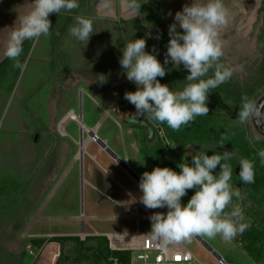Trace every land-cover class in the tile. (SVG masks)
Instances as JSON below:
<instances>
[{"label": "crops", "instance_id": "obj_1", "mask_svg": "<svg viewBox=\"0 0 264 264\" xmlns=\"http://www.w3.org/2000/svg\"><path fill=\"white\" fill-rule=\"evenodd\" d=\"M105 2H101V0H79L78 8L71 10V12L62 11L58 15L57 22L53 20V23V14L49 15L52 29L47 36H41L34 41H24L23 52L19 61L22 63L31 54V74L34 79H37L36 85L43 84L50 89L49 91L43 90L47 105L43 116L40 117L34 111L33 102L30 101L29 105L27 103L22 104L25 97L30 98L31 94L39 90V86L32 87L33 89L22 88L19 101L16 100L14 103L7 102L9 92L5 90L7 80L10 79L9 76L18 68L14 66V61L4 57L3 49L16 20L18 21L20 17L31 10L32 0H0V115L6 112L8 115L6 129L9 133H14V136H5L0 141V171L1 174L3 173L0 175V181L1 178H4L3 185H0V264H113L110 259L115 257L112 254L115 251L127 252L130 259V255L135 254L139 249L142 239L147 235L152 236L149 232L150 221L148 217L153 212L166 213L163 208L147 209L137 197L121 186L114 176L97 161L95 154H87L86 149L93 141L83 140L82 145L84 147H82L80 159L78 156L79 141L72 139L66 132L67 127L66 129L63 126L54 128L51 122L57 110L65 108L64 105H66V101H63L65 98H58L59 93L56 88L58 84H63L62 87L65 88L64 86L68 82L79 83L82 81L84 83L85 78H87V80L94 81L91 84L99 87L101 98H98L97 95V100L102 99V104L110 101V104L115 105L117 107L115 110L118 111L125 104L120 103L125 99L119 97V93L110 92L108 88L104 90L107 85L113 86L119 83L125 77L124 74L113 76L106 69L102 71L96 64L92 65V62L90 66L85 63V66L61 67L58 69L59 71H56L53 62L56 37L66 35L63 44L69 45V42L66 41L68 35L66 32L75 24L76 16L90 19L93 22L94 34L100 32L97 21L113 22L112 20H119L120 18L122 21L136 20L134 13L131 15V7L127 5L125 0H113L111 2L105 0ZM118 13H120L119 19L116 18ZM61 14L62 17H60ZM56 30L58 36H55ZM68 37L70 36L68 35ZM97 44L99 45L100 41H97ZM120 47L123 45L120 44ZM100 74L107 77L106 82L100 83L97 80ZM79 75H81V80L74 79ZM78 95L80 99L83 94ZM61 99L63 103H61ZM19 105L22 106L21 110L24 109L33 116V126L30 127L26 124L19 126L17 116ZM101 109H103V116L93 126L96 133L101 127L103 118L106 120V110L105 108ZM134 112L135 108L133 107ZM70 113L72 114V111ZM80 115L81 120H77L78 124L72 120H66V122L72 121L78 125L79 129L83 126L88 129L82 122V111ZM233 116L237 117V113L234 112ZM134 121L131 122L132 127L127 132L132 133V130L134 131L137 143L129 140V145L126 146L119 137L121 144H117V146L122 150L126 164L130 167V163H133L140 169L137 170L139 175L156 167V163L163 165L164 162L167 163L166 167L172 169L176 165V169L173 170L179 172L177 167L179 163L190 162L191 157L188 156V152L199 151V149L206 151L209 148H214L216 152H233V158L228 161L233 168L230 183L240 193L238 199L242 205L245 221L249 225L241 233L242 243L239 251L242 254H239L247 255L250 258H252L251 255H256V263L264 264V217L260 212L264 204V163H261L260 158L256 155L258 144L264 148V139L255 140L254 144L249 142L244 144L242 143L244 141L240 139L230 138L224 141L221 146L220 142L214 145L208 139L190 142V140L185 141L179 136L180 139L174 145V149L168 151L166 150L168 147L162 141V134L159 133V130L162 132V123L149 120L146 117ZM110 122L117 133L121 131L120 124L115 119L110 120ZM238 124L241 125L239 122ZM116 126L119 127V130ZM176 132H181V128ZM56 135L60 136L58 142H62L65 147L67 146V149L71 141L78 145L77 153L68 162H66L67 156H64L62 161L61 156L56 155L55 151L60 145L56 144ZM117 140L118 137H116ZM103 141L106 142V140ZM140 144L148 151L147 153L144 150L142 155L147 165L145 161L140 160L139 153L143 149L139 147ZM189 144H193L192 149L187 148ZM155 145L160 147L159 156L150 154ZM235 150L244 153L241 157L247 156V159L253 161V183L244 185L240 182L238 161L241 157ZM49 151L51 152L50 155ZM66 153L71 154V148L66 150ZM84 156L88 157L85 166L83 165ZM59 159H61L60 164L63 166L60 169L63 170H60V176L56 179L55 164ZM235 161L236 166H234ZM78 164L80 186L82 177V186L83 188L87 186L89 193L83 207L75 209L74 206L72 207L71 188L60 190L71 177L74 169H77ZM46 169L50 172V174L48 172L49 180L54 181L55 184L44 197L41 194L40 177L45 175ZM214 171L218 172L219 166ZM9 182H11L12 191L8 190ZM193 192L194 189L187 190V195L184 196L185 199L181 198V203H186ZM80 197L82 199L83 193ZM52 205H54V210H51ZM124 206L129 209L127 212L123 210ZM225 211L230 210L225 209ZM217 238L221 237L217 235L210 239L217 241ZM172 243L184 248L180 242ZM118 264H129V260H118ZM223 264L227 263L224 261Z\"/></svg>", "mask_w": 264, "mask_h": 264}, {"label": "clouds", "instance_id": "obj_2", "mask_svg": "<svg viewBox=\"0 0 264 264\" xmlns=\"http://www.w3.org/2000/svg\"><path fill=\"white\" fill-rule=\"evenodd\" d=\"M125 2L129 7L140 9L141 4H137V0ZM78 6L79 0H32L31 10L16 20L8 35L4 57L14 61V66L24 71L25 64L19 61L24 41L48 35L50 14L71 12ZM227 23L228 11L224 0H190L175 13L173 22L168 26L169 40L163 64L157 59L155 51H145V38H134L124 44L119 65L126 79L136 86L135 91L124 93V99L135 108L133 114L125 116L131 120L146 116L178 131L181 126H189L196 117L208 115L209 94L237 70L218 62L223 54L220 31ZM68 31L71 37L85 46L95 33L93 22L82 16L75 17V24ZM156 38L159 39V34ZM169 62L175 67L182 65L187 70L184 79L188 83L180 91H173L157 79L165 76L164 65ZM210 69L213 70L212 76L205 79ZM106 79L104 74L97 77L100 83L106 82ZM258 114L254 102L242 96L236 120L244 124ZM93 133L96 131L93 130ZM259 139V136L253 137L249 143ZM210 149L188 152L190 162L179 163V172L157 166L141 174L139 202L147 209H167L166 213L153 212L148 217L153 239L167 244L187 242L194 236L214 238L219 235L224 241H230L248 228L239 205H232L230 211H225L234 197H240L239 191L230 183L233 168L228 161L234 154L232 151L213 150L212 155H207ZM257 156L264 163V149L258 150ZM238 165L240 182L244 185L253 183V161L241 157ZM217 166L219 171L215 172ZM192 189L193 194L182 204L181 198Z\"/></svg>", "mask_w": 264, "mask_h": 264}, {"label": "rangeland", "instance_id": "obj_3", "mask_svg": "<svg viewBox=\"0 0 264 264\" xmlns=\"http://www.w3.org/2000/svg\"><path fill=\"white\" fill-rule=\"evenodd\" d=\"M111 1L113 0H107V2ZM101 2H105V0H101ZM187 3H190V0H137V4H141L140 9L131 7V15H133L134 13V19L136 20L130 19L122 21L121 18H118V16L120 15V13H118L116 14V18H118L119 20H112L113 22L107 20L97 21L98 26L100 27V32L94 35L92 34L86 46L84 43L77 41L74 37H71L68 31L66 32V34L68 33L70 37H68L67 35L66 41L69 42L70 46L63 44L64 37L66 35L63 34L59 37L57 35V29L55 32V36L58 37H56L55 40L56 45L54 49L55 54L53 61L54 67H56L55 70L59 71L58 69L61 67L74 68L77 65L85 66V63L90 66L92 62V65L96 64L102 71L106 69L113 76L122 75L123 73L119 65V58L122 55L121 49L123 47H120V44L124 45L134 38H145V51H155L157 59L163 64L166 53V45L169 40L168 26L173 22L175 13L181 10L182 6ZM104 4L106 5V2ZM224 6L228 11V23L220 31L219 38L222 42L223 53L221 57L224 59L223 63L226 66L237 69L233 72L232 76L236 79V82L241 83L244 76L254 70L261 59V53L256 42L263 16L261 0H224ZM58 15L59 14H53L52 22L53 20L54 22L58 21ZM60 17H62V14L60 15ZM129 33L131 34L129 35ZM157 34H159V39L156 38ZM97 41H100L99 45L97 44ZM22 63L25 64L24 71H20V69H17L16 71L14 70V72L9 76L10 79L7 80L5 88V90H8L9 92V99L7 102L10 101L14 103L16 102V100L19 101V94L22 88L30 89L32 87L34 88L36 86H39V90L31 94L32 96L30 98L25 97L22 104L27 103V105H29L30 101L33 102L35 108L34 111L37 112L40 117H42L47 105V99L44 97L46 95L43 90L45 89V91H49L50 89L49 87H46V85L43 86V84L36 85L37 79H34L33 75L31 74V54ZM164 66L166 68L165 76L163 78L157 77V79L160 81V83L167 84L173 91L182 90L185 84L188 82L184 79L188 74L187 70H185L182 65L179 67H175L171 62ZM209 74L210 70L204 78H208ZM80 76L81 75H79L78 77H74V79L77 78L81 80ZM90 81L91 80H87V78H85L84 83L82 81L79 83L75 81L74 83L68 82L64 86L65 88L62 87L63 84H58L56 87L57 92L59 93L58 98H65L63 99V101H66V105L64 106L68 109V113L72 111L75 116H78V110L80 113L82 111V122L89 128H93V126L96 124V121L101 118L103 114V109L101 108H105L106 111L109 109L112 115H114V119L116 120V122L120 124V135L116 133L115 129L113 128L109 116H106L105 122H102L101 127L97 133L99 138L106 140L107 145L112 150H114V152L119 157L124 158L122 150L119 146H117V144L119 145L121 144V141H123L124 144L128 146L129 140L130 142L132 140V142L137 143V137H135L134 132L132 131L133 134L127 132V130L132 127L131 122L135 121L125 116V114L133 113L134 106L127 100H125L120 102L125 104L122 106V108L120 107L119 112H117V110L113 111V109H117V107L113 104H110V101L102 104V99L97 100V95L98 98H101V93L98 89L99 87H95V84H91V82L94 81ZM107 88L110 92H114L116 94L119 93V97H124V92L126 91L136 90V86L134 85V83L128 81L126 77H124L122 80H120L119 83H116L113 86L107 85L104 90ZM81 93L83 95L79 99L78 94ZM65 94L67 95L66 97ZM218 98L220 100H218L217 96L212 94V92L209 94L207 101V107L209 109L208 115L196 117L189 126H181V139L185 141L190 140V142H193L195 140H202L198 138L197 135L205 136L206 131L208 134V138H205V140L208 139L210 143H213L214 145L218 142H220V145H223V142L229 140L230 138L240 139L241 141H244L242 142L244 144H246V142H249V139L256 136H259L262 140L264 139V130L256 125L258 115L250 117L244 123L245 125H239L236 117L233 116L234 112H238L235 108L236 104H234L230 100L223 99L222 95H220ZM62 99L61 103H63ZM262 100H264V88L257 90L255 97L251 101L254 102L257 108ZM21 109L22 106L19 105V110L17 113L19 126L21 124L22 126L23 124L29 125L30 127L33 126V116L26 110ZM260 119L262 122H264L263 113ZM7 122L8 115L6 114V112H3L0 115V141H2L5 136H14V133L12 134L7 131ZM116 128L119 130V127L116 126ZM66 132L72 137V139H79L78 125L74 122L69 121ZM174 132L175 131L169 128L166 124L162 126V132L159 130V133L162 134V141L168 147L166 149L168 151L174 149L175 147L172 138ZM203 132L205 135L203 134ZM83 136L85 137V133ZM116 137H118L117 141ZM119 137L122 139L121 141L119 140ZM58 138H60V136L56 135V144H60L58 148L56 147V155H58L59 157L61 156L62 161L64 159V156H67L66 162H68L74 156V154L77 153L76 149L78 148V145H76L72 141H69L70 144L68 142L69 145L67 149V146L65 147L62 142H58ZM61 139L63 138L61 137ZM254 143L255 140H253L251 144ZM47 144L46 146H48ZM139 147L143 148L141 144ZM69 148H71V154L66 153V150H69ZM262 148L263 147L260 144L257 145V151ZM97 149L98 145L94 142H90V145L86 149V152L90 155L95 154V156H97V161L110 174L114 176L117 182H119L121 186L126 188L127 191L132 193L139 200L141 192L138 188V185L133 181L132 178H130L128 175H125L123 170L118 167L112 160L103 157V155L98 153ZM144 150L146 149L143 148L139 153L140 160L142 162L145 161V158L142 156ZM213 150L214 148L208 150L206 154L212 155ZM235 152L238 153L240 157L244 155V153L240 150H235ZM150 154L159 156L160 147L158 145H155V147L150 151ZM243 158H247V156H243ZM61 159H59V161L55 164V169L57 171L56 179H58V177L60 176V170H63L60 169V167L62 166L60 164ZM234 159H236V157H234ZM151 160H153V158H151ZM87 161L88 157L84 156V166ZM257 162H259V160H257ZM164 163L165 164L163 165H160V163H156L155 166L166 167L167 163ZM234 163V166H236V161ZM130 165L131 166L129 168L140 178L141 175L137 174V170L139 171L140 169L133 163H130ZM149 166L152 167L151 165ZM173 169H176V165H174ZM151 170L152 168H150V171ZM44 172L45 175H41L40 177V188L41 194L45 197L48 190H50L55 183L54 181H50L48 178L49 170L46 169ZM0 175H3V173L1 174V171ZM79 177L80 169L78 164L77 169H74L71 177H69V179L64 183L60 190H68V187L71 188L73 201L72 207L74 206L75 209L77 207L79 209L83 207L85 201H87L89 193V189L87 188V186H84V188L82 186L81 188ZM1 179L2 180L0 181V185H3L4 178ZM12 189L13 188L11 187V182H9L8 190L12 191ZM82 193L83 197L81 199L80 195ZM182 198L185 199L184 197ZM130 202L132 201L130 200ZM232 205H239L240 207L242 206L241 202L236 197L233 198L231 205H229L226 209L231 210ZM51 210H54V205L51 206ZM123 210L127 212L129 209L124 206ZM260 212L264 217V204L262 206V209H260ZM89 232L91 231L89 230ZM240 236L241 233L237 234L230 241H223V239L221 238H217L216 241L210 239L207 236H203L202 238L224 259L227 264H257L254 259L248 257L247 255L239 254L241 253L239 249L242 243V239ZM180 243L195 257L199 264H218L217 259H215V257L212 256L211 253H209L207 249H205L193 237L190 239V241H181Z\"/></svg>", "mask_w": 264, "mask_h": 264}, {"label": "trees", "instance_id": "obj_4", "mask_svg": "<svg viewBox=\"0 0 264 264\" xmlns=\"http://www.w3.org/2000/svg\"><path fill=\"white\" fill-rule=\"evenodd\" d=\"M261 7H262L263 16H262L261 26H260L259 33L257 35V40H256L257 46L261 53V59L258 65L255 67L254 70H252L246 76H244L241 83L236 82V79L232 76L229 80L219 85L216 89L212 90V94L217 96L218 100H220L218 97L222 95L223 99L230 100L231 102L236 104L235 108L237 109V111L240 107L242 96H247L249 100H252L255 97L257 90L264 88V0H261ZM223 60L224 59L220 57L218 62L224 64ZM212 71L213 70L210 69V74L208 77L212 76ZM164 125L165 123H162V126ZM180 134L182 133L181 132L177 133L176 131L174 132L172 136L173 144L178 143V140L180 139L179 138ZM207 136H208L207 131H206L205 136L197 135V137L200 139L208 138ZM112 254L119 261L129 260V255L127 252L115 251ZM251 257L255 261L257 260L256 255H251Z\"/></svg>", "mask_w": 264, "mask_h": 264}, {"label": "built area", "instance_id": "obj_5", "mask_svg": "<svg viewBox=\"0 0 264 264\" xmlns=\"http://www.w3.org/2000/svg\"><path fill=\"white\" fill-rule=\"evenodd\" d=\"M96 133L94 134V136ZM95 141V137L91 138ZM31 252V251H30ZM113 264H118L116 257H111ZM223 264L224 259L217 260ZM131 264H199L195 257L185 248L169 242L164 244L162 240L153 239L147 235L142 239V243L133 255H130Z\"/></svg>", "mask_w": 264, "mask_h": 264}, {"label": "water", "instance_id": "obj_6", "mask_svg": "<svg viewBox=\"0 0 264 264\" xmlns=\"http://www.w3.org/2000/svg\"><path fill=\"white\" fill-rule=\"evenodd\" d=\"M256 110L258 111V117L256 120V125L260 128H262V130H264V122L261 121L260 117L262 116V113L264 114V100H262V102L258 105V107L256 108ZM78 120H81V115H78ZM80 131V136H79V150H78V156L81 159L82 156V142H83V138H82V128L79 129ZM88 136L89 137H94V133L92 129H89L88 132ZM96 144L99 146L100 149H102L105 153H107L109 155V157L121 168L123 169V171L130 177L132 178L137 184L139 182V177L129 168V166L126 164V162L124 160H122L120 157H118L115 153H113L112 151H110L105 143L101 140H96ZM81 188H82V177H81ZM165 211H167L166 208H163ZM196 241H198L205 249H207V251L209 253H211L212 256L215 257V259L220 260L222 257L211 247L207 244V242L201 237V236H194L193 237Z\"/></svg>", "mask_w": 264, "mask_h": 264}, {"label": "flooded vegetation", "instance_id": "obj_7", "mask_svg": "<svg viewBox=\"0 0 264 264\" xmlns=\"http://www.w3.org/2000/svg\"><path fill=\"white\" fill-rule=\"evenodd\" d=\"M113 111H115V109H113ZM117 112H119L118 110H117ZM106 116H109V118H110V120H114V115H112V113H111V111L108 109V111H106ZM110 113V114H109ZM69 113H68V109L65 107V108H63V109H59V110H57V112L55 113V115L53 116V118L51 119V122L53 123V126H54V128H59L60 126H63V127H65V129H66V127H67V125L69 124L68 122H66V116L68 115ZM80 114V112H79V110H78V114L77 115H79ZM102 116H103V114H102ZM101 116V117H102ZM100 119V118H99ZM104 120L103 121H105V118H103ZM109 120V119H108ZM41 125L43 126V124L41 123ZM113 126V125H112ZM89 129H91V127L89 128L88 127V129L87 130H82L81 131V134H82V138H83V140L84 139H89V141H90V137L88 136V132H89ZM92 130H95L96 131V129L95 128H93ZM133 131V130H132ZM78 132H79V127H78ZM134 132V131H133ZM133 132H132V134H133ZM84 133H85V137L83 136L84 135ZM117 133V132H116ZM119 133V132H118ZM79 136H80V132H79ZM96 140H101V141H103L102 139H100L99 138V136H98V133H96V135H95V141H93L94 143H96ZM77 141H79V139L77 140ZM104 142V141H103ZM105 143V145H106V147L110 150V151H112L113 153H115L114 152V150H112L108 145H107V143L106 142H104ZM83 147V146H82ZM97 152L98 153H100L101 155H103V157H106V158H109L110 160H112L110 157H109V155L107 154V153H105L102 149H100L99 148V146H98V149H97ZM51 154V152L49 151V155ZM116 154V153H115ZM117 155V154H116ZM118 156V155H117ZM119 157V156H118ZM121 158V157H120ZM122 160H124L123 158H121ZM113 161V160H112ZM125 161V160H124ZM114 162V161H113ZM115 163V162H114ZM116 164V163H115ZM117 165V164H116ZM118 166V165H117ZM119 167V166H118ZM123 170V169H122ZM124 172V171H123ZM125 173V172H124ZM125 175H127L126 173H125Z\"/></svg>", "mask_w": 264, "mask_h": 264}, {"label": "bare ground", "instance_id": "obj_8", "mask_svg": "<svg viewBox=\"0 0 264 264\" xmlns=\"http://www.w3.org/2000/svg\"><path fill=\"white\" fill-rule=\"evenodd\" d=\"M66 120H72V121H74V122H76L77 124L79 123L78 121H77V117L72 113H70V114H68L67 116H66ZM82 124V123H81ZM82 126V125H81ZM63 128V127H62ZM82 130H85V128H84V126H83V128H82ZM91 138V137H90ZM89 140V139H88ZM90 140H92V139H90ZM87 141V140H86ZM83 146V145H82ZM84 147V146H83Z\"/></svg>", "mask_w": 264, "mask_h": 264}]
</instances>
